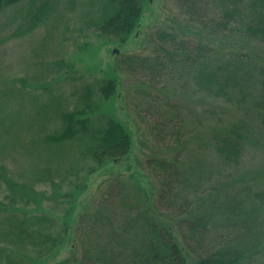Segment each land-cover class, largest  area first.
I'll return each instance as SVG.
<instances>
[{"label":"trees","instance_id":"obj_1","mask_svg":"<svg viewBox=\"0 0 264 264\" xmlns=\"http://www.w3.org/2000/svg\"><path fill=\"white\" fill-rule=\"evenodd\" d=\"M22 1L0 0V15ZM146 1L107 0L110 13L97 24L98 36L127 43ZM171 2L189 25L255 42L264 52V0ZM151 42L150 52L116 62L140 86L136 117L155 148L142 164L154 182L151 195L134 203L114 179L99 191L94 209L60 235L47 233L44 216L34 218L42 233H35L39 244L27 253L11 241L15 226L3 205L14 209L19 202L7 193V204L0 202V264H23L29 253L43 260L63 245L68 230L78 255L58 264H188L187 256L196 264H264V163L249 169L252 174L243 165L248 150L264 151V53L222 48L174 30L157 29ZM97 92L112 99L116 81L101 82ZM220 101L231 116L222 115ZM98 135L90 151L96 168L131 153L130 135L117 120L106 119ZM3 176L0 186L11 190ZM21 179L16 185L28 187Z\"/></svg>","mask_w":264,"mask_h":264},{"label":"rangeland","instance_id":"obj_2","mask_svg":"<svg viewBox=\"0 0 264 264\" xmlns=\"http://www.w3.org/2000/svg\"><path fill=\"white\" fill-rule=\"evenodd\" d=\"M108 8L107 0H23L0 15V174L6 172L2 180L12 188L0 186V202L7 204V193L17 196L14 209L3 206L15 226L10 228L11 241L20 252L39 244L35 233L42 231L34 218L44 216L47 233L60 235L94 209L99 191L114 179L124 183L134 203L151 195L154 182L142 164L155 155V148L136 117L140 86L117 68L119 57L150 52L157 29L263 57L255 42L218 36L184 22L171 0L146 1L137 29L127 43L119 44L96 30ZM108 79L116 81L117 94L106 101L97 90ZM228 106L220 101L217 108L231 116ZM109 118L126 128L132 150L121 161L96 168L90 151ZM212 120L206 125L214 124ZM263 163L264 151L243 155L248 173ZM23 177L28 187L16 185ZM40 177L44 182L36 183ZM13 211L18 215L12 218ZM26 229L34 232L27 234ZM73 239L68 230L53 255L38 260L29 253L22 263L58 264L76 257ZM187 261L196 264L190 256Z\"/></svg>","mask_w":264,"mask_h":264}]
</instances>
